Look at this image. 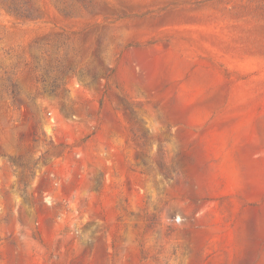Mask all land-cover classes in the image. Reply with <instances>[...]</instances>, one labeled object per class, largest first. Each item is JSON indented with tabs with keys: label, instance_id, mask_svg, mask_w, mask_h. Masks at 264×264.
<instances>
[{
	"label": "rangeland",
	"instance_id": "374dc122",
	"mask_svg": "<svg viewBox=\"0 0 264 264\" xmlns=\"http://www.w3.org/2000/svg\"><path fill=\"white\" fill-rule=\"evenodd\" d=\"M0 264H264V0H0Z\"/></svg>",
	"mask_w": 264,
	"mask_h": 264
}]
</instances>
